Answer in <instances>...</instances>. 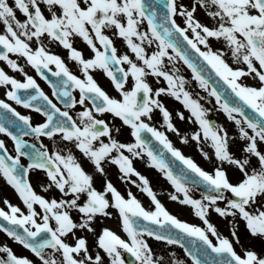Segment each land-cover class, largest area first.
Listing matches in <instances>:
<instances>
[{
    "label": "snow or ice",
    "instance_id": "obj_1",
    "mask_svg": "<svg viewBox=\"0 0 264 264\" xmlns=\"http://www.w3.org/2000/svg\"><path fill=\"white\" fill-rule=\"evenodd\" d=\"M0 24V61L23 76L0 67L7 97L0 98V134L14 142L13 154L0 139V180L21 202L3 198L0 231L39 264H185L171 259L174 252L158 254L152 240L180 246L192 264H264V0H0ZM76 38L90 57L75 46ZM50 45L67 50L82 75ZM180 61L215 99L225 123H213V109L186 88L187 78L175 67ZM26 66L49 83L63 108ZM162 97L189 114L170 109ZM8 101L46 119L33 124ZM157 112L161 127L185 144L195 142L211 170L156 126ZM173 113L196 128L180 133ZM27 135L46 137L53 148L43 141L38 148ZM137 159L157 169L174 189L169 198L190 206L204 226L173 214L135 166ZM113 168L150 198L148 207L131 188L126 194L118 189L109 178ZM200 185L205 191L195 198ZM211 212L230 225L227 235ZM103 218L114 219L116 228ZM0 264L37 260L4 243Z\"/></svg>",
    "mask_w": 264,
    "mask_h": 264
},
{
    "label": "rangeland",
    "instance_id": "obj_2",
    "mask_svg": "<svg viewBox=\"0 0 264 264\" xmlns=\"http://www.w3.org/2000/svg\"><path fill=\"white\" fill-rule=\"evenodd\" d=\"M200 15L203 16V13H200ZM117 46L121 48V51L127 50L123 48L119 40L117 41ZM217 46L219 45H217L216 42L213 41V47H217ZM229 62L230 63L232 62L230 58H229ZM175 67L179 68L180 74L184 75L187 78L188 83L186 84V88L193 93L194 97H203L204 99H201V103L204 104L205 107L213 109V111L209 113V118L212 121H214V123H221V124L225 123L226 118L222 112L217 111L218 106L215 103V99L208 97V94L204 90L199 88L198 84L192 79L191 70L188 69L187 66L183 64L182 61L176 63ZM168 68L169 70H171L173 68V64H168ZM245 82L249 84L255 83V81H253L251 78H245ZM162 99L165 100V103L170 109L173 108L180 109L185 112V116L189 114L187 110L183 109L182 105L179 102L174 101L172 98L162 97ZM209 100H211V102H209ZM173 115H174V123L176 124L177 128L180 129V133L190 134L196 128V125L191 124L187 120L181 121L178 117L175 116V113H173ZM154 122L156 123L157 127H160L162 131L166 132L169 138L173 141V144L176 147L180 148L185 153V155H191L194 159L197 160L198 163L201 164V166L205 167L206 170H211V165L208 162H206L202 157V155L199 153L198 148L194 141L185 144L182 142L180 136L177 133L168 131L166 127H161L162 120L160 119V115L158 112L156 114V118ZM228 123L230 125L231 122ZM1 137L2 136L0 134V139H2ZM135 166L144 175L149 177L154 190L157 192L158 198L161 199V201L173 214L177 215L179 218L184 219L190 223L204 226L200 218L195 216L194 211L190 206L182 205L179 202H174L169 198V193L173 192L174 189L157 169L147 166L144 160H139V159L135 161ZM133 179H137V178L133 177ZM115 185L122 193L125 194H126V190L128 188H131L133 193H135L137 197L141 199V201L145 204L146 207L150 205V198L135 185L125 183L121 181L119 178L115 180ZM37 191H41V189L37 187ZM200 193L201 192H199L195 188L192 191V194L194 195L195 198H199ZM5 196L8 197L13 203H18V204L21 203L17 198V195L15 194L14 190L10 186L5 185L3 180H0V206H4L3 198ZM21 207H23L22 204ZM210 219L213 223H215L218 226L219 230L222 233L226 235L228 234L230 225H228L215 212L210 213ZM102 223L106 224L107 226L116 228V221L114 219L103 218ZM151 243L153 244L158 254H164L166 257H171V253L174 252L176 255L174 257H171L172 260L180 259V260H184L185 264H192V261L187 255H185L186 253L180 246L167 245L165 242H157L154 240H152Z\"/></svg>",
    "mask_w": 264,
    "mask_h": 264
},
{
    "label": "flooded vegetation",
    "instance_id": "obj_3",
    "mask_svg": "<svg viewBox=\"0 0 264 264\" xmlns=\"http://www.w3.org/2000/svg\"><path fill=\"white\" fill-rule=\"evenodd\" d=\"M11 2V0H10ZM21 19H23V17L21 16ZM3 28V25L0 24V29ZM75 46L78 49H81L84 52L85 57H90L92 55L89 47L80 40V38H76V42H75ZM50 47L53 48L54 51H57L64 59L65 62L68 64V66L77 74V75H82L81 72L79 71V67L78 65L70 60L68 58V51L63 49L62 46H56V45H50ZM13 58H16L15 56H13ZM18 62L23 63V60H19ZM0 67H5L6 71H9L10 74L17 76V78L23 79L22 74L13 72L11 69L7 68L6 63L3 61H0ZM53 68V71H55V66L52 65L50 66ZM26 70L29 72L30 75H33L35 77V79L37 80V82L40 84L41 88L44 90V92L54 100L55 103H57L58 106H60L61 108L64 107L63 103L60 100H57L56 97L53 96V89L52 87L49 85V83L47 81H45L38 73H36V71L34 69L31 68V66H26ZM45 74L49 76V78L53 81H55L57 78L55 76L52 75V73H49L47 70H44ZM93 75L96 76V78L98 79V81L101 83V85L103 87L106 88V90H108L110 92V94L115 95V90L114 88L111 86L109 80L105 77L102 76L101 73L99 72H93ZM3 88H0V98H4L7 99V97H5L3 95ZM74 95H78V90L76 92L73 93ZM9 103L13 104V107H16L18 111H20L22 114L24 115H31L33 118V124L35 123H39V122H43L44 119H46L43 114L41 113H36L34 111V109H30V108H25L22 105H17L14 101H8ZM80 106H77V110L79 109ZM1 138L4 139L6 141V146L9 148L10 151L13 152L14 154V142L11 140V138L7 137L4 134H1ZM25 140L29 141V143H35L37 145V147H40V142L43 141L44 144L48 145L49 148H53V143L52 141H50L48 138L46 137H41L40 140H37L35 137L31 136V135H27L23 137ZM77 155H80L77 152ZM22 159V163L27 164L28 160L25 158H21ZM81 159L83 160L84 166L86 168H89L90 165L88 164L87 160L84 159L83 157H81ZM40 179L43 180L45 179L44 175L42 172L39 173ZM37 178V174L33 173L32 174V180L34 183V186L38 187L35 183ZM109 178L113 181V183L115 184V180L118 178L117 174H116V170L110 169L109 170ZM97 186H99V182H97ZM43 194V193H42ZM7 243L10 246H12L14 248L15 251H17L18 253H23L25 255H29L32 256L33 259L37 260V264H39L38 258H35L33 256V254H31L28 250L24 249L23 246L19 245L18 243L14 242L10 237H7V235L5 233H3L2 231H0V244H4Z\"/></svg>",
    "mask_w": 264,
    "mask_h": 264
},
{
    "label": "water",
    "instance_id": "obj_4",
    "mask_svg": "<svg viewBox=\"0 0 264 264\" xmlns=\"http://www.w3.org/2000/svg\"><path fill=\"white\" fill-rule=\"evenodd\" d=\"M146 2H147V0H146ZM0 111H2V110H0ZM13 118H14V117H13ZM13 130L15 131V129H13ZM148 135L150 136V134H148ZM153 142L156 143L158 147H162V146L158 145V142H155V141H153ZM169 156H170V154H169ZM176 163L179 164L178 161H177ZM198 189H200V191H202V192L205 191V188H204L203 185L198 186ZM127 258H128L129 260L132 259L130 256H128Z\"/></svg>",
    "mask_w": 264,
    "mask_h": 264
}]
</instances>
